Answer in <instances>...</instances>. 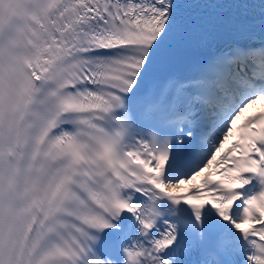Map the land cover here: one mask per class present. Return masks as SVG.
Wrapping results in <instances>:
<instances>
[{
  "label": "snow or ice",
  "instance_id": "6c2138e0",
  "mask_svg": "<svg viewBox=\"0 0 264 264\" xmlns=\"http://www.w3.org/2000/svg\"><path fill=\"white\" fill-rule=\"evenodd\" d=\"M0 264H264V0H0Z\"/></svg>",
  "mask_w": 264,
  "mask_h": 264
}]
</instances>
